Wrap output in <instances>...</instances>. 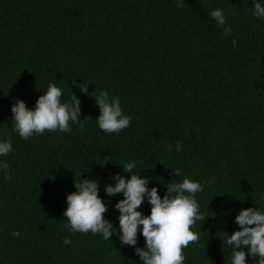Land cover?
Returning a JSON list of instances; mask_svg holds the SVG:
<instances>
[{"label":"trees","instance_id":"16d2710c","mask_svg":"<svg viewBox=\"0 0 264 264\" xmlns=\"http://www.w3.org/2000/svg\"><path fill=\"white\" fill-rule=\"evenodd\" d=\"M254 2L264 6V0H0V142L10 137L13 147L0 157L11 175L0 169V264H142L120 240L115 205L123 193L105 192L116 174L130 179L123 172L129 162L162 198L169 183L200 182L196 200L205 220L192 228L200 239L183 249L184 264H231L225 233L239 230L242 209L264 212V18L254 15ZM217 8L225 25L210 15ZM49 84L61 88L62 103L77 96L80 120L70 122V132L25 140L11 106L19 99L34 110ZM101 90L132 117L119 133L98 126L92 93ZM82 179L99 182L104 216L114 227L109 240L71 231L64 217L67 195ZM137 210L150 215L147 197ZM145 243L138 232L136 247ZM258 260L246 256V264Z\"/></svg>","mask_w":264,"mask_h":264},{"label":"clouds","instance_id":"9594fccd","mask_svg":"<svg viewBox=\"0 0 264 264\" xmlns=\"http://www.w3.org/2000/svg\"><path fill=\"white\" fill-rule=\"evenodd\" d=\"M182 7V4H178ZM254 15L264 18V6L254 2ZM218 25H225L226 18L221 9L210 13ZM231 26L224 29L225 35H230ZM233 40L232 44L236 45ZM75 83V82H73ZM81 91L87 95L88 87L80 85ZM100 114L96 118L100 130L105 133H119L131 124L132 117L124 115L119 98H110L107 91L93 92ZM62 90L55 84H49L47 91L41 95L34 110H30L24 101L16 100L11 106L15 130L25 140L33 134H43L45 131L70 132V122L80 120V100L74 94L71 103H62ZM173 146L168 145L169 151ZM176 151H182V145H175ZM13 151L11 138L0 142V157L7 156ZM135 162L123 165L124 173H131L130 179L116 174L113 179L115 185H107L105 192L109 197L123 193L124 199L118 201L115 208L119 211L120 240L123 245L132 246L139 255L142 264H184L183 249L200 239L198 233L192 230L197 221H204L205 217L199 211L196 194L203 192L204 187L198 181L185 178L180 183L167 184V192L163 198L158 189L147 187L149 179L135 174ZM9 165L6 161L0 163V169L6 179ZM176 176H180L179 169H173ZM76 191L67 195V209L64 217L68 219L70 230L73 232L100 234L109 240L114 234L111 221L105 219L107 205L99 195L97 180L82 179L75 183ZM151 205L150 215H143L138 211L145 202ZM239 230L230 236L226 234V244L232 249L231 264H246V256L259 257L258 264H264V212L259 209H242L235 218ZM142 226V228H141ZM138 232L145 239V247H136ZM13 237L19 238L20 233L14 231ZM64 244L70 245L71 240L65 238ZM247 248L246 253L243 249Z\"/></svg>","mask_w":264,"mask_h":264}]
</instances>
